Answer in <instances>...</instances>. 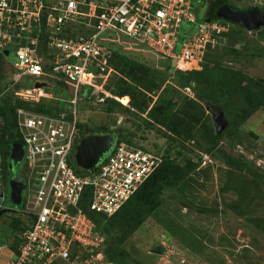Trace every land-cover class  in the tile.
Segmentation results:
<instances>
[{
  "label": "built area",
  "instance_id": "2783aa9c",
  "mask_svg": "<svg viewBox=\"0 0 264 264\" xmlns=\"http://www.w3.org/2000/svg\"><path fill=\"white\" fill-rule=\"evenodd\" d=\"M208 1L0 0V52H14L11 67L18 78H33L19 97L53 108L49 113L17 111L25 153L16 214L26 228L13 241L16 251L10 249L5 262L0 257V264H113L100 253L94 256L106 239L80 206L85 192L90 191V212L111 217L162 165L164 156L117 142L94 172L79 173L74 156L81 138V103L92 100L95 93H89V87L104 94L96 97L99 101L111 96L104 87L112 71L107 62L115 51H143L171 63H202L233 27L206 12L200 16ZM242 2L264 8V0ZM42 38L48 55L41 50ZM48 63L51 72L45 70ZM55 83L69 90L55 94ZM12 180L5 178L0 153V210L5 209ZM85 252L92 256L85 258Z\"/></svg>",
  "mask_w": 264,
  "mask_h": 264
},
{
  "label": "rangeland",
  "instance_id": "374dc122",
  "mask_svg": "<svg viewBox=\"0 0 264 264\" xmlns=\"http://www.w3.org/2000/svg\"><path fill=\"white\" fill-rule=\"evenodd\" d=\"M205 12L206 8L201 6L200 15L204 16ZM235 25V34H230L225 41L219 39L213 50L226 52L219 63L242 71L251 81L264 82V57L252 56L257 47L264 45L261 36L248 31L246 35L237 36L240 29ZM227 47L236 49L237 54L230 53ZM125 53L151 68L164 70L166 61L153 54ZM14 56L12 52L8 61L0 57V87H5L7 93L15 91L19 96L22 89L13 85L14 70L8 64H13ZM181 63L187 64L182 59L171 63L173 79H177V71L192 72L203 68L200 63L193 69L183 70L178 68ZM55 92L63 96L65 89H55ZM185 92L194 97L191 91L186 89ZM102 104L98 98L81 103L79 116L85 134L124 133L133 143L147 149L158 146L168 150L180 164L188 159L201 163L196 169L199 175H193L198 179L193 182L191 196L195 207H181L171 198V192L163 193L166 204L158 211V219L148 218L123 245L133 259L142 264H264V108L220 144L231 159V163L226 164L204 154L201 147L205 143L201 139L200 144L198 141L185 143L187 147L182 150L177 144L167 142L156 129L145 128L138 117L119 110L109 114ZM104 130L110 131L102 133ZM16 170L22 176L24 162L19 163ZM10 194L8 188L3 207L12 212L0 218L2 262L10 255L9 250L13 251L14 232L9 242L4 239L10 235L13 220L20 218L14 212L19 207L10 201ZM118 228L119 225L108 234L109 241L119 236ZM155 247H162L163 253L152 252ZM100 254L108 262L103 253Z\"/></svg>",
  "mask_w": 264,
  "mask_h": 264
},
{
  "label": "trees",
  "instance_id": "16d2710c",
  "mask_svg": "<svg viewBox=\"0 0 264 264\" xmlns=\"http://www.w3.org/2000/svg\"><path fill=\"white\" fill-rule=\"evenodd\" d=\"M222 4H227L231 9L242 12L257 7L264 13L263 7L245 4L242 0H209L204 6L207 15L212 19H217L216 14ZM198 13L200 14V11ZM199 19V21H203V17H199ZM235 26H238V30L240 29L237 36L247 34V31L239 25ZM233 29L234 26L231 32L225 35L227 38L230 34H235ZM253 33L260 35L261 41L264 43V28L252 31L251 34ZM41 42H43L40 43L43 54L48 55V43L43 38ZM228 47L230 53L237 54L236 49ZM213 50L207 51L204 57L205 61L202 63V70L177 71V79H173L170 75L172 66L169 61L164 64V70L160 71L131 59L125 52L115 51L107 62L108 69L111 68L112 71L104 88L111 96L103 101L104 111L112 114L119 110L136 116L145 128L156 129L162 133L167 142L173 145L177 144L182 150L187 147L185 143L198 141L200 144L199 139H201L205 143L201 147L204 154L230 164L231 159L222 151L220 144L264 108V82L251 81L242 71L220 64L219 60L225 57L226 52L215 53ZM211 53H213L211 57H208ZM9 55H6V51L0 52V57L7 61ZM252 56L254 58L264 57V45L257 47ZM8 64L12 65L10 62ZM50 67L51 63H48L45 70L49 69L51 72ZM13 72V85L16 89L30 87L33 84L32 77L18 78L17 73ZM106 74V72L99 74V81L104 80ZM51 81L53 82L54 79ZM55 84L53 86L55 89L65 88V91L69 90L64 84ZM55 89L52 91L59 94L55 92ZM88 89L90 90L89 93H95L92 100H95L97 96L104 97L102 92L90 87ZM186 89H189L194 97L188 95L185 92ZM14 92L7 93L5 87H0V153L6 179L9 178L12 146L23 143L17 126L18 109L23 108L46 113L53 110L45 103L28 102L15 95ZM85 102H87L86 99ZM215 112H222L228 124L221 133L217 132V124L212 115ZM81 124V137L89 135L85 134ZM109 131L101 132L107 133ZM119 136V142L141 146L133 143L124 133ZM149 150L163 154L164 161L119 212L111 217L90 212V191L85 192V197L80 205L82 210L94 221L96 231L102 233L106 239L103 246L94 253V256L97 253H103L106 260L113 264H142L133 259L123 245L128 237L141 227L148 218L158 219V211L166 204L163 193L171 192V198L177 200L181 207L189 209L195 207L191 196L193 184L198 179L196 180L193 175H199L196 169L201 163L188 159L184 164H180L177 158L173 159L169 151L162 150V147L156 146L154 149L149 148ZM179 155H181L180 152ZM78 172L83 173L81 170ZM118 225L119 236L109 241L108 234ZM25 228V221L19 217L15 218L10 225V235L4 239V242L10 241L12 232L15 234L13 238L16 239L20 231ZM0 239L3 240V237L0 236ZM12 248L16 251L15 242H12ZM91 256L90 253H84L85 258Z\"/></svg>",
  "mask_w": 264,
  "mask_h": 264
},
{
  "label": "water",
  "instance_id": "95a60500",
  "mask_svg": "<svg viewBox=\"0 0 264 264\" xmlns=\"http://www.w3.org/2000/svg\"><path fill=\"white\" fill-rule=\"evenodd\" d=\"M216 15L218 18L239 25L242 29L248 32L264 28V13L258 8L242 12L231 9L227 4H222ZM207 22H210V20ZM6 55H9V51L6 52ZM42 86L44 85H36V87ZM212 115L217 124V132H223L228 125L224 114L222 112H215ZM119 135V133H107L91 134L83 137L79 141L75 150L74 163L76 167L86 173L94 172L98 163L104 159L107 153L110 152L118 142L120 138ZM24 153L25 150L22 144H14L12 146L9 170L12 171L14 175L18 164L23 161ZM9 187L11 190L10 201L15 206H20L22 202V191L24 188L23 183L13 179L9 182ZM11 212L12 210L7 208L0 210V218ZM152 252L161 254L163 253V248L155 247Z\"/></svg>",
  "mask_w": 264,
  "mask_h": 264
},
{
  "label": "bare ground",
  "instance_id": "6f19581e",
  "mask_svg": "<svg viewBox=\"0 0 264 264\" xmlns=\"http://www.w3.org/2000/svg\"><path fill=\"white\" fill-rule=\"evenodd\" d=\"M194 64H196V63L195 62H189L187 64L186 63H181V64H179L180 66L178 68L183 69V70H188V69H190V67L192 69Z\"/></svg>",
  "mask_w": 264,
  "mask_h": 264
},
{
  "label": "flooded vegetation",
  "instance_id": "af4514ba",
  "mask_svg": "<svg viewBox=\"0 0 264 264\" xmlns=\"http://www.w3.org/2000/svg\"><path fill=\"white\" fill-rule=\"evenodd\" d=\"M10 173H11L10 177H12L13 179H16V180H20V179H22V178L20 177V175H19L18 172H14L15 175L13 174V172H10ZM10 177H9V178H10Z\"/></svg>",
  "mask_w": 264,
  "mask_h": 264
},
{
  "label": "clouds",
  "instance_id": "9594fccd",
  "mask_svg": "<svg viewBox=\"0 0 264 264\" xmlns=\"http://www.w3.org/2000/svg\"><path fill=\"white\" fill-rule=\"evenodd\" d=\"M83 137H85V136H83ZM83 137H81L80 140H81ZM118 142H119V140H118ZM7 209H8V208H7ZM1 210H2V209H1Z\"/></svg>",
  "mask_w": 264,
  "mask_h": 264
}]
</instances>
